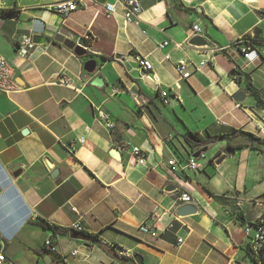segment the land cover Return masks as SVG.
Masks as SVG:
<instances>
[{"label": "crops", "instance_id": "1", "mask_svg": "<svg viewBox=\"0 0 264 264\" xmlns=\"http://www.w3.org/2000/svg\"><path fill=\"white\" fill-rule=\"evenodd\" d=\"M63 1L68 0L0 3V53L13 67L19 88L11 95L0 92L5 264H47V256L51 264H137L135 256L142 264H251L243 228L217 197L232 199L248 220L259 218L264 155L244 148L225 156L237 145H251L236 143L239 137L205 147L198 172L180 177L167 163L204 149L187 142L191 134L207 138L238 130L263 137L264 110L235 73L244 59L224 50L243 37L256 38L257 48L264 50V0H140L137 24L125 23L120 6L106 17L103 5L115 0H88V8L67 17L48 9ZM196 24L208 48L188 45ZM61 28L71 31L74 41L93 37L96 55L88 58L98 63L94 74L84 71L89 59L53 41ZM23 35L41 39L24 58L15 49ZM135 56L151 62L150 79ZM180 62L191 63L188 80H179L175 72ZM248 74L264 99V63ZM99 75L102 88L93 85ZM58 78L68 79L70 86L57 85ZM162 91L171 92V105L163 104ZM240 92L246 95L242 103L235 101ZM97 109L116 124L113 131L98 119ZM122 142L141 148L146 165H136L120 148ZM183 193L192 197L198 213L178 218ZM78 221L95 242L74 241L42 227L68 230ZM147 221L156 224L158 236L139 231ZM171 221L174 228L168 230ZM50 238L55 251L48 255Z\"/></svg>", "mask_w": 264, "mask_h": 264}, {"label": "built area", "instance_id": "2", "mask_svg": "<svg viewBox=\"0 0 264 264\" xmlns=\"http://www.w3.org/2000/svg\"><path fill=\"white\" fill-rule=\"evenodd\" d=\"M10 0H4V4L9 2ZM93 1V0H92ZM120 6L123 9L124 20L126 24H137L140 15L143 12V7L140 0H115L114 3H107L103 5L104 13L107 18H111L116 14V8ZM88 8V0H68L56 3L54 5H50L48 9L53 11L62 17H67L70 14L76 12L80 9ZM2 8H0L1 11ZM202 33V30L198 24L193 25L191 28V37L198 36ZM252 37H243L241 39L236 40L230 47L224 50L227 55H231V53H236L244 59V64L238 67L239 76L240 73H248V71L255 66L257 63H264V50L260 51L256 44L251 42ZM84 40L91 47V44L94 42V39L91 35H86ZM168 43H164L159 46V49H163L166 47ZM35 44L33 43V39L29 35H23L19 37L16 44V52L21 57H27L34 49ZM179 47V46H178ZM135 63L146 73V77L150 79L151 73L153 72V66L147 57L135 56ZM207 63H201V67L206 66ZM191 63L180 62L175 66V72L179 77V80H188L191 77V72H189V68ZM242 77V76H240ZM243 78V77H242ZM57 85L63 87H69L70 81L66 78H58L56 83ZM19 91L17 82L14 79V69L7 61V59L0 53V92L6 95H11L17 93ZM119 92V89L114 91L115 94ZM160 97L165 106L171 105V92L162 91L160 93ZM98 119L104 123L105 127L110 130H114L116 128V124L111 120L110 116L102 111L101 109H97ZM264 140V131H263ZM172 139V136H169L168 141ZM80 144H84L85 139H80ZM120 148L125 151H129L132 159L139 166H145L147 162V157L145 153L139 147H133L128 142H122ZM71 153L74 152L73 148L67 149ZM204 158V156H200L199 159ZM199 159H186L180 160L177 157H172L167 165L170 170L176 174L177 176H184L187 172H198L200 170V166L198 164ZM179 202L182 204H192V197L188 193H183L179 197ZM35 216V215H34ZM36 217V216H35ZM176 218V217H175ZM82 219V217L80 218ZM178 219V218H177ZM174 221H171L166 229H173ZM70 231H76L79 233H84V229L81 225V221L75 223L70 229H68V234ZM139 231L144 235H152L158 236L159 229L156 227V224H151L150 221H147L140 225ZM243 231L245 236L250 239V243L252 245V249L256 252L264 245V228L255 230L250 226L243 227ZM85 234V233H84ZM183 244V241H179V246ZM46 251L54 252V242L53 239L50 238L45 242ZM77 252L74 251L72 255H76ZM125 254V253H122ZM6 263V257L2 254V250L0 252V264Z\"/></svg>", "mask_w": 264, "mask_h": 264}, {"label": "trees", "instance_id": "3", "mask_svg": "<svg viewBox=\"0 0 264 264\" xmlns=\"http://www.w3.org/2000/svg\"><path fill=\"white\" fill-rule=\"evenodd\" d=\"M251 42L256 44L257 46V39H251ZM240 76H242L245 80L246 83V90L247 92H249V94L254 98V100L256 101L257 107L261 110H264V99L261 95V92L254 87L251 78L249 76L248 73H240ZM193 135V138L195 139V141H191L189 139H187V142L193 147V148H205L208 147L211 144H216L220 141H232L236 138L239 137H245L248 139V141L251 143V145L249 146H245V145H237L235 147H233L232 149L238 151V150H242L244 148H249L253 151H257L260 154L264 155V140L261 139L260 137H257L251 133H246L243 131H238V130H233L230 134H218V135H214V136H209L207 138H203L198 134H191ZM253 143L255 145H253ZM217 199H221V198H217ZM221 201V200H220ZM232 217L234 218L235 221H237L239 223V225L243 228L246 226H250L255 230L264 228V212L262 214V216L257 219L255 222L248 220L247 217L242 213H238L236 215H232ZM42 227L47 229V230H51L54 232V234H68V230L65 229H61L55 226H50L48 224H42ZM87 237L89 238L90 241L95 242L96 238L86 234ZM248 244L245 247V253L247 258L249 259L251 264H264V245L258 250V251H254L252 249V245L250 243V239L248 238ZM46 253L48 255H50V251H46Z\"/></svg>", "mask_w": 264, "mask_h": 264}, {"label": "water", "instance_id": "4", "mask_svg": "<svg viewBox=\"0 0 264 264\" xmlns=\"http://www.w3.org/2000/svg\"><path fill=\"white\" fill-rule=\"evenodd\" d=\"M96 2L103 3V1H101V0H96ZM40 41H41V39L38 36L34 37V39H33L34 44H39ZM53 41L56 43L63 44L67 49L73 50L74 53L81 58H86V57L88 58L90 54L96 55L95 50L92 47H89L84 39H79L78 41H74L73 33L71 31H69L67 28H61L59 30V32L57 33V35L54 37ZM188 45L193 46V47H198V48H208L209 42L204 37H201L198 35V36L192 37L190 39ZM97 69H98V63L96 60H93V59H89L84 65V71L87 72L88 74H94L97 71ZM235 73H236V75L239 74L238 72H235ZM143 74L146 75L145 72H143ZM139 75L140 74L136 73V76L139 77ZM93 85L97 86L99 88H102L104 86L103 77L101 75L96 77L94 79ZM245 97H246L245 93L240 92L235 97V101L242 103L245 100ZM23 134H24V132H23ZM189 139L191 141H195V139L193 138V135H190ZM206 151H207V148H204L203 150H198L197 152H195L191 156V158L194 160L199 159L201 154L203 152H206ZM235 153H236V150L228 149L225 156L226 155H232ZM225 156L221 157L218 160V164H220L224 160ZM197 213H198V209L194 204H184L177 209L176 217L187 218V217L193 216ZM68 236L71 240H74V241H81V242H85V243L90 242L89 238L84 233H79L76 231H70ZM1 250H2V244L0 242V252H1ZM46 258H48V260L50 259L47 264H51L50 256H47ZM134 260L137 264H142V259L139 256H135Z\"/></svg>", "mask_w": 264, "mask_h": 264}, {"label": "rangeland", "instance_id": "5", "mask_svg": "<svg viewBox=\"0 0 264 264\" xmlns=\"http://www.w3.org/2000/svg\"><path fill=\"white\" fill-rule=\"evenodd\" d=\"M89 58H85V60H88ZM254 101V100H253ZM262 139V138H261ZM244 141H248L247 140V138H245V137H242V138H239V139H237V141H236V143L238 142V143H241V142H244ZM213 150L212 149H210L209 150V152H208V155L210 156L211 155V152H212ZM200 163H202V160H200ZM203 164V163H202ZM217 198H221L220 200L223 202V201H225L226 203L225 204H229L228 206H229V209H230V212H231V215H236V214H238V213H240V212H242L241 210H240V208H237L236 207V204H233L232 202H231V200L232 199H230V198H226V197H224V196H221V197H217ZM261 198H264L263 196L261 197ZM254 202V204H257V199H255V200H253L252 201V203ZM263 204V203H262ZM257 207V206H256ZM256 209V208H255ZM243 213V212H242ZM255 214L258 216V213H257V211H255ZM262 214H263V212H262ZM246 215H248L249 217H251V218H253V216H254V212L252 213V211L251 210H249L248 208H247V211H246ZM262 216V215H261ZM260 216V217H261ZM259 217V218H260ZM259 218H257V219H259ZM256 218H253V220H251V221H253V222H255L256 220H257Z\"/></svg>", "mask_w": 264, "mask_h": 264}, {"label": "bare ground", "instance_id": "6", "mask_svg": "<svg viewBox=\"0 0 264 264\" xmlns=\"http://www.w3.org/2000/svg\"><path fill=\"white\" fill-rule=\"evenodd\" d=\"M0 3H4V0H0Z\"/></svg>", "mask_w": 264, "mask_h": 264}]
</instances>
